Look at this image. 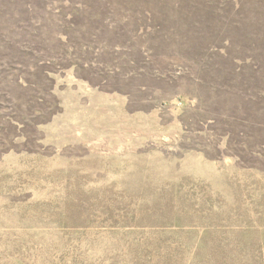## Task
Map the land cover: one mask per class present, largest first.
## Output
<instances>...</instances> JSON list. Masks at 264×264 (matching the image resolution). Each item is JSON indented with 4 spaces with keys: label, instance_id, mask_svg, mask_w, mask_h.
<instances>
[{
    "label": "rangeland",
    "instance_id": "374dc122",
    "mask_svg": "<svg viewBox=\"0 0 264 264\" xmlns=\"http://www.w3.org/2000/svg\"><path fill=\"white\" fill-rule=\"evenodd\" d=\"M0 264H264V0H0Z\"/></svg>",
    "mask_w": 264,
    "mask_h": 264
}]
</instances>
